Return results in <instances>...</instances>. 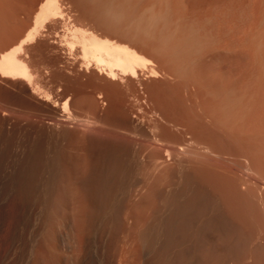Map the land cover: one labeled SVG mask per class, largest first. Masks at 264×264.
<instances>
[{
	"label": "rangeland",
	"instance_id": "obj_1",
	"mask_svg": "<svg viewBox=\"0 0 264 264\" xmlns=\"http://www.w3.org/2000/svg\"><path fill=\"white\" fill-rule=\"evenodd\" d=\"M44 1L0 0L1 48L14 41L16 44L26 35L34 24ZM62 6L64 12L61 15L62 18L50 17L48 21H45L40 33L27 42L23 50L36 66L37 74L33 84H37V92H31L32 86L27 84L26 79L11 76L5 78L0 73L1 172L10 165L13 141V134L8 128L11 125H6L4 119L11 117L12 123L14 119L22 123L26 120L24 125L27 126L25 129L27 132L31 127L29 121L32 125H37V116H39L38 120L46 119L44 122L49 123L53 112L50 106L47 108V104H43L47 109L43 107V102L53 104L60 100L62 104L70 97L69 115L71 113L76 117L90 118L94 116L90 119L93 120L97 114H105L110 123L105 122L107 119L104 120V118L103 124L109 123L111 126L106 124L105 132L107 133L102 136V141L108 137L104 142L109 147L122 138L128 142L142 141L144 137L137 124L142 123L150 127V130L153 129L151 127L154 124L153 130L159 133L157 136L163 141L172 140L169 143L179 145L189 142L202 153L208 148L213 153H219L220 161L223 163L217 164L206 158L208 161L202 159L205 162L201 165L202 160L197 161L196 158H191L189 164L191 161L192 163L200 161V165L196 162V166L192 165L195 171L188 163L190 168L186 166L187 169L175 163L178 166L174 164L173 166L178 169L170 165V167L167 166L169 168L165 167L167 169L158 171L151 166L153 162L148 158L147 149H141L146 151L142 152L141 157L146 156L148 159H142L139 175L144 177V181H149L147 183L151 182L152 189H150L153 191L148 189L145 196H140L142 194L138 195L139 192L137 194V191H134L131 193L132 197L126 198L125 214L123 213L125 220H137L138 226L146 225L149 220H181V226L187 227V233L191 231L188 234L192 236L196 235V221L206 220L204 229L211 226L209 228L211 231L207 229L197 234L198 246L192 247L189 254L184 256L186 264H222L220 261L223 262V259H219L222 258V253L220 255L218 252L226 253V249L219 245L223 240L226 241L223 238L229 239L228 236L233 234L229 243L232 240L235 246L237 239H240L237 237L247 240H244L245 243L243 242V246H240L242 248H238V252L233 251L232 248L234 250L237 248L229 244L232 246H229V251H233L235 256L240 252L242 256L240 259L237 255L238 261L237 257L232 256L231 259L236 260L234 262L229 260L227 264H264V181L262 180L264 179V0H62ZM78 27L93 31L101 37L127 44L143 54L149 62L136 77L132 75H125V77L120 73L115 78L108 76L106 70L81 57L79 44L72 38V31ZM69 39L75 44L67 42ZM152 69L156 71V74L151 72ZM199 93L205 97L202 98ZM46 97L48 100L45 99ZM58 106L63 107L60 104ZM48 116H50L49 120ZM180 123L187 125L191 134L186 133L187 128ZM112 125L118 127L114 129ZM132 127L134 130H131ZM136 127L139 130H136ZM31 129L28 133L24 130V139L32 142L33 136L38 135L35 137V142L37 141L39 146L36 158L39 160L38 163L46 167L51 160V143L54 139L51 136L48 137L47 133L41 129L39 131L42 134L39 132V134L30 135ZM129 129L130 132H128ZM71 130H73V133H70L72 138L68 136L58 142L60 146L62 143L66 144L62 146L63 148L60 147V152L70 155L69 158L66 155V160H71L73 157L71 161H76L75 157L79 159L78 154L76 155L77 148L85 146L84 157L87 164L90 162L89 167L88 165L86 167L91 168L92 162L95 161L93 155L95 147L92 144L89 145L88 137L85 136L83 139L84 136L79 130L75 128ZM121 131L122 137L119 136ZM126 135L128 138H125ZM81 138L83 140L87 138L88 142L85 140L87 143L84 144ZM78 140L83 142V146ZM63 149L65 150L62 151ZM213 153L207 154H211L212 157ZM127 156L128 162L131 158L129 159V154ZM64 157L62 159L59 156L61 162L64 161ZM193 159H195L194 162ZM127 162L125 168L130 170L131 162ZM197 165L200 168H197ZM42 168L44 169V167L40 169ZM251 169L254 170V174ZM175 170H178L177 172L183 170L187 173L183 172L182 175L181 171L177 175ZM188 170L189 173L191 171V174L196 175L194 178L197 185L194 180L191 181L193 178L191 179ZM250 175L258 179H255L256 177L252 179ZM57 178L60 177L57 175L56 180ZM245 179L246 182L251 180L249 185H246L248 184L246 182H244L246 186L244 185L242 181ZM144 181L143 184H147ZM7 183L9 188V182ZM168 185L171 188H168ZM173 185L175 186L172 187ZM168 189H171L170 192ZM184 191L191 193L187 196L189 199H185L187 202L183 201L184 198L180 200L181 197L177 199ZM167 195L171 196L172 200L169 202L172 203H166L170 199V197L166 198ZM210 196L213 199L215 196V200H221L225 214L220 215L219 211H213L215 203ZM175 198L182 201V205L181 202H175ZM32 201L35 212L40 209V206L43 208L41 200ZM174 202L178 203L179 208ZM167 204H171V213L172 211L184 213L175 212L176 214L172 213L171 217L177 215L176 218H163L164 205ZM179 204L184 207L181 208ZM217 213H220L221 217ZM226 218L236 222L239 227L236 225L235 229L232 228L235 231L230 226L225 227L228 225L224 224ZM136 226L128 227L127 234L134 237L135 233L136 236L141 228ZM188 227H190L189 230ZM237 232L241 234L238 236ZM129 235L127 236L130 237ZM226 263L223 262V264Z\"/></svg>",
	"mask_w": 264,
	"mask_h": 264
},
{
	"label": "bare ground",
	"instance_id": "obj_2",
	"mask_svg": "<svg viewBox=\"0 0 264 264\" xmlns=\"http://www.w3.org/2000/svg\"><path fill=\"white\" fill-rule=\"evenodd\" d=\"M62 7H63L62 0H45L39 8V12L36 15L34 24L31 26V28H29L26 35L20 41H17L16 44L14 43L15 42L14 41L4 46L3 48L0 47L1 48L0 73L2 76H5V78L6 76H8V78L11 76V77H18V78L20 77L22 79H26V81H28V83L27 82L26 83L29 84L30 87L32 86V88L30 89L31 92L33 93L37 92L38 86L37 84L34 85L35 84L34 78H36L35 76L37 74L36 73L37 69L35 68L36 66H34L32 61L27 57V55L24 54L23 50L25 48V44H27V42H29L30 40L36 38V36L40 33L41 27L43 26L45 21H48L50 17H59V16L61 17V15H63L62 13L64 12L62 10ZM74 29H75L74 31L71 30L73 32L72 38H74L75 43L79 44L81 51L80 53L82 54L81 57H84L83 58L84 60H89L93 62V65L95 64L97 67L106 70L108 76H112L115 78L120 73L122 74V76L132 75L133 77L134 76L136 77L138 76L139 71L141 69H144L146 67V63L149 62L143 56V54H140L139 51L130 47L127 44L117 42L114 39H110L108 37H101L97 35L95 32L90 30L82 29L79 27ZM72 38L71 40H73ZM69 41L70 39L67 42ZM70 42H72L73 45L75 44L73 41ZM88 64L90 65V62H88ZM151 72L154 74L156 71L152 69ZM201 88L202 87H200V89ZM199 94L200 96L202 95V93ZM50 96H48L49 100H50ZM48 97H46L45 99L48 100ZM201 97L204 98L205 96L204 97L201 96ZM69 98L70 97H68L62 104L60 100L56 101L53 104L50 103L51 105L48 102L42 103V106L43 104L44 105L47 104V108H49L48 106H50L52 109L53 114L52 116L50 114L51 121H49V123L44 122V120L46 119L42 120L40 118V120H38L39 116H37L38 118L36 121L37 125L34 126L30 121L28 122L31 124V127H33L32 129L30 127V129L32 130V132L29 133L30 135L32 133L33 135L35 133L39 134V132L40 134H42L41 131H39V129H41L47 133L48 137L51 136L54 139V141L51 143L52 145L51 160L50 163H47L46 167L44 164L42 166L41 163H38L39 160L36 158V152L39 146H38V142L37 141L35 142V137H37L38 135L33 136L34 138L32 139L33 140L32 142L30 141L27 142L24 139L23 136L24 130L27 129L26 128L27 126L24 125L26 120L22 123V122H16L14 119V122L12 123L11 122L12 120L10 119L11 117L4 119V123L6 125L7 124L8 126L11 125V127L8 128L13 134V141L11 142L12 145H11L10 165L5 170H3L1 166V169L3 171L1 172L0 170V264H173V263L186 264L184 261L185 260L184 256L186 254H189L190 249L192 247L195 248L198 246L197 241L199 237L197 234H199L200 231H205L211 228V226H209L206 229H204L206 220L196 221V227H195L196 235L192 236L191 234H188L191 231L187 233L186 231L187 227L186 228L183 227L184 225L181 226L180 224L181 220L163 219V218L165 219L170 218L172 213L175 212L177 214L184 213L183 211L180 213H178V211H172L171 213L170 211L171 204H167L164 205L165 210L163 209V213H162L163 218L160 216L163 220H149L146 225L144 226L143 224L142 226L139 225L141 226V228H139V226L137 225L138 222L137 220H130V219L125 220V216L123 215L124 202L128 196L132 197L131 193H134V191L135 192L137 191V194L139 192L138 195L142 194L140 196H143L148 192V189L151 188V182L147 183L149 181L147 180L144 181L143 180L144 177L142 178V176L140 177L139 175L140 164L142 163L141 161H143L142 160L143 158L144 160H146L145 158H147L146 156L141 157V154L144 151V150L141 151V149L143 148L147 149L146 151L149 153L148 158H150L153 162V165L151 166L152 167L154 166V169L155 170L157 169L158 171L164 169L167 166L169 167L170 165L173 166V164L174 166H178L175 165V163L185 168L186 166L190 168L192 165L196 166V163L200 165V161L199 162L197 161L202 159L204 160L209 159L210 161L219 164L221 162L219 158L220 157L219 153L218 154H216L217 152L213 153V151L208 150V148H206L207 150H205L206 153L205 152L202 153L201 150H196V148H194V145L191 146V143L189 142L183 145L169 143L172 140L168 142L165 140L166 141L165 142L163 141V139H160L161 137L158 138L159 133L153 130L155 128L154 124L153 127H151L153 129L150 130L149 129L150 127L148 128L142 123L137 124V127H139L144 137L142 141L140 140V141L128 142L122 140L124 139L122 138L121 140L119 139L118 141H116V143L114 142L115 143L114 145H110L112 147L111 148L109 146H106L104 142L105 139H107L108 137L107 138L104 137L105 139L103 138L104 140L102 141V136L104 135V133H107L105 132L107 129L106 124L111 126V124H109L110 120L107 119L105 114L99 111L103 115L97 114V116L95 115L96 117L93 120L90 119H92L94 116L92 118L86 116L87 117L86 118L83 116L76 117L75 114H73L74 115L73 116L71 113L69 115L70 112L68 110V104L70 100ZM59 104L63 105V107L58 106ZM43 107L46 108V106ZM11 110L10 112H12ZM50 116H48V120ZM32 117H34V115H32ZM103 119L104 120L107 119L108 121L106 120L105 122H109V123H106L104 125L103 123L105 122ZM134 125L136 124L134 123ZM180 125H183L184 127L187 128L186 133L191 134V131L189 130L187 125L181 123ZM72 128L79 130L81 134L84 136L83 139L85 138V136L88 137L89 138L88 141H90L89 145L92 144L95 147V152L93 154L95 161L92 162L91 168H87L89 167L90 162H88L87 164V161L85 160L84 157L85 156L84 148L86 147L83 146V142L84 144H86L88 142L86 140L87 138L85 139L87 142L82 138L81 140L83 142L78 140L80 141L79 143H81L83 147L81 146L79 147V145L77 146L79 148L76 147L78 149L76 151L77 152L76 155L78 154L77 156L79 157V159L78 158L76 159L75 157L76 161H71L73 157L70 160L68 159L70 155L68 156L67 154H65V152H63L64 154L60 152L61 148H63L62 146L64 145V143L61 142L62 145L60 146L59 145L60 143L58 144V142L63 141L68 136L72 135L70 134L71 132L73 133V130H71ZM139 129L137 128L136 130ZM131 130H134L133 127L131 128ZM128 132H130V129ZM111 133L112 132H110V134ZM121 135H122V131L119 136ZM125 138H128V136L126 135ZM57 146L61 148L59 149ZM87 147L89 146L87 145ZM107 147H109V149ZM57 149H59V151ZM64 150L65 149H63L62 151ZM57 151L58 153L59 152L62 153V155H59L60 153L58 154ZM207 153H211V154L213 153L214 155H212L211 157V154H207ZM128 154L130 156L129 159L131 158L130 159L131 161L129 160L131 162L130 164L131 168L129 167L130 170H127L125 168V164L127 162L126 157H128L127 156ZM66 155L68 156L67 158L68 160H66L67 157ZM59 156H61L62 159L63 156H65L63 162H61L60 160L61 158H59ZM191 158L197 159V161L193 159V162L194 161L196 162V163L194 162L195 165L194 163H192V161L191 164L188 163L190 160H192ZM83 160H85V162ZM168 160L171 161L168 162ZM204 160L201 161V165L203 164L202 162H205ZM129 161L127 163H130ZM187 163L189 164L190 167L188 166ZM126 166L128 167V165ZM41 167H44L45 170L43 168L40 169ZM175 168L178 169L177 167ZM185 168L184 170L187 169ZM197 168L200 167L198 166ZM57 169L60 171V175L57 173L58 171ZM192 170L195 171L194 167L192 168ZM175 171L177 175L181 171H182V175L183 172H186L183 170L181 171L179 170V172H177L178 170ZM252 173L254 174V170ZM57 175L58 177H60L57 178L59 182L58 180H56ZM172 175L174 176V174ZM189 175L191 176V179L193 178L192 180L191 179L190 180L191 181L194 180L195 182L196 178L194 177H196V175H194V173L191 174V171ZM256 176H253L252 178V176L250 175V178L254 179V177ZM246 179L245 181L243 180L242 182L243 183L246 182ZM255 179L258 178L256 177ZM262 180L264 181V179ZM56 181L58 182V185H56L57 184ZM143 181L147 184H143ZM249 181L246 182L248 184L244 183V185L245 184L249 185L250 184ZM7 182H9V188L7 186L8 184ZM190 183H188L189 187H190ZM148 184L150 185L149 188H148ZM194 185H192L193 186L192 188H194ZM174 186L175 185H173L172 187ZM167 187L169 188L170 185H168ZM57 189L58 191H56ZM244 189H246V187ZM170 190L171 189H168L169 192ZM188 195L190 196L191 193L188 194L186 191H184V193L180 194L179 196L177 195L178 197L177 196L176 197L177 199L181 197L180 200H183L182 198H184L183 201H186L185 199L187 198ZM168 197H170V199H168ZM213 197L214 199L211 197L212 200L214 201L213 203H215V205H213L214 206L213 211L216 212L219 211L221 214L220 213L217 214L223 215L222 213H224V210L222 208L223 205H221L222 202H220L221 200L218 199L215 200V196ZM166 198L168 199L166 203H168L169 200H172L171 196L167 195ZM177 199L175 200V202L176 201L179 203L181 202L180 204L182 205V201L180 200L178 201ZM187 199H189V197ZM32 200H38V201L41 200L40 203L43 202V208H41L42 206H40L39 207L40 209L38 210L37 208L38 211L36 210L37 212H35L33 210ZM176 205L179 208L178 203ZM54 207H56L55 208L56 210L54 209L55 211L53 210ZM183 207L181 206V208ZM172 210L174 209L172 208ZM220 215L219 217H221ZM176 216L171 218H176ZM226 216L228 215L226 214ZM224 224H228L225 225V227L230 226L231 229L232 228L235 229V226L237 225L236 222L228 219L224 222ZM132 226L133 227L136 226L139 228V231L137 228L138 234L136 236L134 233L136 229L133 232L134 237L132 235L127 234L126 231L128 227L130 228ZM215 226L216 225H214V227ZM222 226L224 225L222 224ZM236 227L239 226L237 225ZM189 228L190 227H188V230ZM222 228L225 229L224 227ZM240 230L242 229L240 228ZM209 231H211V229H209ZM126 234L129 235L130 237H128ZM239 234L241 233H238V236ZM231 236L230 235L228 236L229 239L223 238L226 239V241L223 240L222 241L223 244L220 242L222 244V245L220 244L221 246L218 243L219 247L223 246L226 249V253L225 251L218 252L219 254L222 253V255L220 254L222 258L219 259H223V262L225 263L228 262L229 260L231 261L232 256L235 258L237 257V255H239L240 259L242 256L240 255V252L237 254L238 252L237 250L238 248L239 249L242 248L240 246H243L242 244L245 239L243 237H242L243 239L241 237H237L240 238L242 242L240 239H237L238 244L236 242H233L234 244L236 243L235 246L232 244V240L231 243H229L230 239L232 238ZM223 237H225V235ZM225 242H226V246H224ZM229 244H232L234 248H237L235 250L232 248L233 251H237L235 252L237 254L236 256L233 251L231 252L228 250V248L230 249L229 246H231ZM220 255H218V257H221ZM238 257H237V261H238ZM234 261L232 260V262ZM220 262L223 264L222 261Z\"/></svg>",
	"mask_w": 264,
	"mask_h": 264
}]
</instances>
